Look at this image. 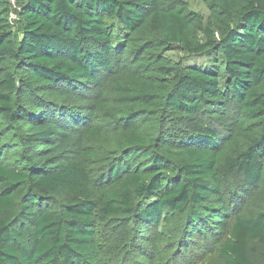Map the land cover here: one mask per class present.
Returning <instances> with one entry per match:
<instances>
[{"label": "trees", "instance_id": "obj_1", "mask_svg": "<svg viewBox=\"0 0 264 264\" xmlns=\"http://www.w3.org/2000/svg\"><path fill=\"white\" fill-rule=\"evenodd\" d=\"M202 1L0 0V264H264V0Z\"/></svg>", "mask_w": 264, "mask_h": 264}, {"label": "rangeland", "instance_id": "obj_2", "mask_svg": "<svg viewBox=\"0 0 264 264\" xmlns=\"http://www.w3.org/2000/svg\"><path fill=\"white\" fill-rule=\"evenodd\" d=\"M187 4H188L189 9H191L192 11H195L201 15L204 23H206L208 21L209 16H210V10H209V7L206 3H204L202 0H187ZM168 54L175 60L181 58V56H182V54L177 50H174ZM187 59H186V61H187ZM189 60L190 59H188V61ZM190 61H195L197 64H206V62H207L206 58L204 56L191 57ZM257 203H258L257 200L254 198L249 203H247L243 206L242 211L247 213V214H250L251 212H253ZM159 227H160L159 229L161 231L167 230L168 228H170V226L167 227L164 224H161ZM195 239H196V242H198V243H194V245H193L194 247L192 248L191 252L187 256H182L180 258V261H182V264H215L216 263L215 258L211 253H207L206 255H202L200 257L194 256V255L199 254L202 250L207 251L208 246H209V244H208V246H207V244L205 245L203 240H201L199 237L195 238ZM209 242H210V240H209ZM102 245H103L104 249L107 248L106 243L102 242ZM145 245L147 246V244H145ZM254 246L260 254L264 255V245H254ZM202 247H204V248H202ZM131 255L133 256L135 254H133V252H132ZM194 257H195V259H192ZM137 259H138V261L142 262L141 257H138ZM127 260L128 259L125 260L126 264H127V262H126ZM123 262L124 261L120 262L119 258L114 260V257H112V264H119V263L122 264ZM131 263H132V261H130V264ZM141 264H143V263H141Z\"/></svg>", "mask_w": 264, "mask_h": 264}, {"label": "built area", "instance_id": "obj_3", "mask_svg": "<svg viewBox=\"0 0 264 264\" xmlns=\"http://www.w3.org/2000/svg\"><path fill=\"white\" fill-rule=\"evenodd\" d=\"M12 16H14V15H12Z\"/></svg>", "mask_w": 264, "mask_h": 264}]
</instances>
